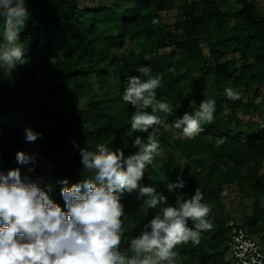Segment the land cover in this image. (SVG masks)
Segmentation results:
<instances>
[{
  "label": "trees",
  "instance_id": "obj_1",
  "mask_svg": "<svg viewBox=\"0 0 264 264\" xmlns=\"http://www.w3.org/2000/svg\"><path fill=\"white\" fill-rule=\"evenodd\" d=\"M222 1L238 8L223 12ZM177 4L26 0L30 17L20 32L26 62L12 73L0 69V170L6 174L19 168L22 175L43 178L53 186L51 199L63 208L60 181L67 179L71 186L91 176L83 170L80 149L95 150L103 143L123 150L127 158L138 151L135 137H147L131 129L135 108L122 96L127 78L146 79L137 70L148 65L153 76H162L156 99L174 108L171 115L157 113L160 148L177 151L186 165L161 162L157 155L147 166L141 183L156 187L166 204L148 209L138 192L123 195L127 218L121 250L161 208L176 206L178 198L190 199L199 188L202 202L212 208L213 228L202 233L199 245H178L177 264H235L227 245V222L233 215L221 192L236 187L243 199H252L253 211L243 225L253 237L264 233V99L260 104L236 101L228 108L222 96L228 87H264V12L251 0H197L181 7L177 30H171L162 14ZM153 19L159 23L153 25ZM3 23L0 18V40ZM56 54L61 59L54 68L41 67L40 79L29 77L31 84L19 79L20 71L49 65ZM204 99L215 100L214 120L203 124L204 131L195 138L183 137L173 122ZM27 128L39 134L34 142L26 141ZM18 151L34 163L19 164ZM179 179L185 186L168 191L167 184Z\"/></svg>",
  "mask_w": 264,
  "mask_h": 264
},
{
  "label": "clouds",
  "instance_id": "obj_2",
  "mask_svg": "<svg viewBox=\"0 0 264 264\" xmlns=\"http://www.w3.org/2000/svg\"><path fill=\"white\" fill-rule=\"evenodd\" d=\"M29 17L26 0H0L4 22L0 69L4 72L12 73L26 62L20 32ZM152 23L157 25L159 21L153 19ZM137 71L146 79L128 77L122 99L135 108L131 129L147 133V137H135L133 147L138 151L127 158L123 150H110L103 143H98L95 150L80 149L83 170L91 176L71 186L67 179L60 181L63 208L51 199L53 186L45 184L43 178L22 175L19 168L6 174L0 170V264H177V246L189 242L199 245L202 233L213 228L209 219L212 208L202 202L203 194L197 188L190 199L178 198L176 206L161 208L130 240L126 250H121L127 218L121 203L123 195L138 192L146 198L148 209L167 203L156 187L141 181L147 166L159 154L155 126L162 121L157 113L171 115L174 108L156 99L162 76H153L148 65ZM0 77H4L2 72ZM224 92L229 100L241 99V93L231 87ZM214 113L215 100L204 99L191 114L185 113L173 124L182 129L183 137L193 139L204 131L203 124L212 123ZM38 135L31 128L25 129L27 142H34ZM16 160L21 165L34 163L22 151L16 153ZM184 186L179 179L167 184V189L171 192Z\"/></svg>",
  "mask_w": 264,
  "mask_h": 264
},
{
  "label": "rangeland",
  "instance_id": "obj_3",
  "mask_svg": "<svg viewBox=\"0 0 264 264\" xmlns=\"http://www.w3.org/2000/svg\"><path fill=\"white\" fill-rule=\"evenodd\" d=\"M107 1L112 2V0H107ZM193 1H197V0H178L177 7L175 9H173L169 13L162 14V17L164 18L165 23L168 25V27L171 30H177L180 17H181V10H180L181 7L184 6L187 2H193ZM251 1L254 2L262 12H264V0H251ZM236 7L238 8V6L231 3L230 1L220 2V8L223 12L233 10ZM60 59H61L60 54H56V56L52 59L49 65L44 64V63L40 64V66L32 65L28 69L27 72L20 71V73H18V77L25 84H31V82H33V79L29 77L33 76L36 79H40V68L43 66H51L54 68V63ZM187 87L188 86L185 85L186 89ZM236 91L241 93V99L236 100V101H240L243 103H248V102L253 101V102L260 104L264 99V87L243 88V89H239ZM194 92H196V90ZM190 93H193V92L191 91ZM222 98L226 101V107L228 108L234 106L235 104L234 102H236V101L229 100L226 96H222ZM84 103H85V100L82 99L80 101V105ZM69 108L70 106L66 105V109L68 111H69ZM240 116L242 115L240 114ZM249 118L250 117H247V119ZM255 118L256 116L254 117V119ZM158 157L160 158L161 162L168 161V160H177V161L182 162L183 165H186V162L182 160L179 153L170 148L161 147L159 149ZM263 171H264V166H263ZM221 193H222L221 195L223 196V199H224V202L227 208L231 211L233 215V219H237L244 224L246 216L250 215L253 211L252 209L253 200L243 199L236 187H230V188L227 187ZM254 238L258 241V243L260 244V247L264 251V233L254 236Z\"/></svg>",
  "mask_w": 264,
  "mask_h": 264
},
{
  "label": "built area",
  "instance_id": "obj_4",
  "mask_svg": "<svg viewBox=\"0 0 264 264\" xmlns=\"http://www.w3.org/2000/svg\"><path fill=\"white\" fill-rule=\"evenodd\" d=\"M227 226L230 232L227 245L235 264H264V252L243 223L231 219L227 222Z\"/></svg>",
  "mask_w": 264,
  "mask_h": 264
}]
</instances>
